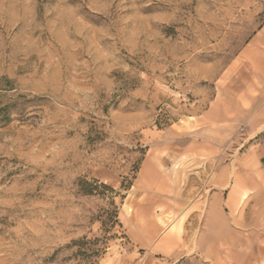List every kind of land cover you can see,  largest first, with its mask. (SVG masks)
<instances>
[{
	"label": "rangeland",
	"instance_id": "374dc122",
	"mask_svg": "<svg viewBox=\"0 0 264 264\" xmlns=\"http://www.w3.org/2000/svg\"><path fill=\"white\" fill-rule=\"evenodd\" d=\"M263 96L264 0H0V264H264Z\"/></svg>",
	"mask_w": 264,
	"mask_h": 264
},
{
	"label": "crops",
	"instance_id": "0c3cea01",
	"mask_svg": "<svg viewBox=\"0 0 264 264\" xmlns=\"http://www.w3.org/2000/svg\"><path fill=\"white\" fill-rule=\"evenodd\" d=\"M264 98V96H263ZM258 160L260 162V165L264 167V146H262L259 149V154H258ZM208 234L203 233L199 239H198V244L199 248L196 251V253H190L189 255L186 253H182L178 257V261L185 259L184 262L180 261L178 262L179 264H215V260L217 259L215 253L210 252V247L209 246V241H208ZM214 243V244H219ZM216 250V247L213 248ZM210 252V253H209Z\"/></svg>",
	"mask_w": 264,
	"mask_h": 264
},
{
	"label": "trees",
	"instance_id": "16d2710c",
	"mask_svg": "<svg viewBox=\"0 0 264 264\" xmlns=\"http://www.w3.org/2000/svg\"><path fill=\"white\" fill-rule=\"evenodd\" d=\"M104 186H106V185H104Z\"/></svg>",
	"mask_w": 264,
	"mask_h": 264
}]
</instances>
